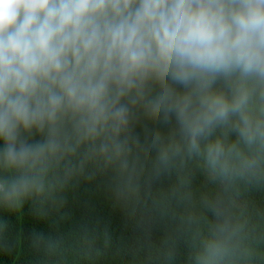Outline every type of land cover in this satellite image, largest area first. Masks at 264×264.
I'll return each mask as SVG.
<instances>
[{
    "label": "clouds",
    "instance_id": "1",
    "mask_svg": "<svg viewBox=\"0 0 264 264\" xmlns=\"http://www.w3.org/2000/svg\"><path fill=\"white\" fill-rule=\"evenodd\" d=\"M96 181L125 264H264V0H0V210L63 221ZM112 235L33 233L29 264H94Z\"/></svg>",
    "mask_w": 264,
    "mask_h": 264
},
{
    "label": "trees",
    "instance_id": "2",
    "mask_svg": "<svg viewBox=\"0 0 264 264\" xmlns=\"http://www.w3.org/2000/svg\"><path fill=\"white\" fill-rule=\"evenodd\" d=\"M64 211L68 218L60 221L54 213L44 219L37 218L28 204L19 213L0 210V220L7 223L6 235L15 243L13 252L0 253V264H29L33 261L36 257L30 248L33 233H70L82 224L102 229L105 220H110L113 235L107 243L100 245L94 264H125L130 256L128 248L133 243L134 232L132 220L118 192L106 189L100 181L81 182L68 193ZM118 235L124 239H117Z\"/></svg>",
    "mask_w": 264,
    "mask_h": 264
}]
</instances>
